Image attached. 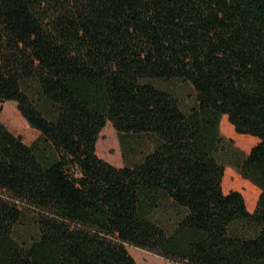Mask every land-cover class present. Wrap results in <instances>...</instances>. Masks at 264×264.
I'll list each match as a JSON object with an SVG mask.
<instances>
[{
    "label": "trees",
    "instance_id": "trees-1",
    "mask_svg": "<svg viewBox=\"0 0 264 264\" xmlns=\"http://www.w3.org/2000/svg\"><path fill=\"white\" fill-rule=\"evenodd\" d=\"M173 79L195 91L187 113L150 83ZM6 102L39 135L0 122V264H137L127 247L264 264V0H0V119ZM107 122L122 158L126 136L151 150L99 158ZM226 125L254 140L235 167L253 210L223 188Z\"/></svg>",
    "mask_w": 264,
    "mask_h": 264
},
{
    "label": "rangeland",
    "instance_id": "rangeland-1",
    "mask_svg": "<svg viewBox=\"0 0 264 264\" xmlns=\"http://www.w3.org/2000/svg\"><path fill=\"white\" fill-rule=\"evenodd\" d=\"M151 84L157 88L172 94L179 104L180 109L187 113L197 105L196 95L193 87L186 81L173 79L169 81L152 80ZM0 122L14 135L20 136L25 144H31L39 133L32 130L22 116L19 114L14 102H6L2 105ZM222 148L216 155L218 161L226 166L223 180L224 191L238 190L246 201L249 210H253L258 190L248 182L242 180L236 173V165L244 158V154L249 150L254 140L249 137L237 136L227 125L222 129ZM227 139H232L234 146L229 145ZM113 146H111V143ZM97 156L113 166L131 165L138 162L142 156L153 146V141L147 135L126 136L124 138V153L122 158L118 137L109 122L106 123L98 136ZM110 150V151H109ZM239 236L252 237L258 228L252 223L239 221L232 225L230 229ZM128 252L135 259L137 264H174L145 251L127 247Z\"/></svg>",
    "mask_w": 264,
    "mask_h": 264
},
{
    "label": "crops",
    "instance_id": "crops-1",
    "mask_svg": "<svg viewBox=\"0 0 264 264\" xmlns=\"http://www.w3.org/2000/svg\"><path fill=\"white\" fill-rule=\"evenodd\" d=\"M118 167H122V166H118ZM142 251V250H141Z\"/></svg>",
    "mask_w": 264,
    "mask_h": 264
}]
</instances>
